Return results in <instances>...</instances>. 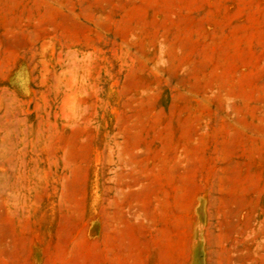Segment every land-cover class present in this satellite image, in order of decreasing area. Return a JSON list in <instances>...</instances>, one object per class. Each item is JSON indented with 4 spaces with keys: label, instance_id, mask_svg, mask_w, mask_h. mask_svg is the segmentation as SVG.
<instances>
[{
    "label": "rangeland",
    "instance_id": "374dc122",
    "mask_svg": "<svg viewBox=\"0 0 264 264\" xmlns=\"http://www.w3.org/2000/svg\"><path fill=\"white\" fill-rule=\"evenodd\" d=\"M0 264H264V0H0Z\"/></svg>",
    "mask_w": 264,
    "mask_h": 264
}]
</instances>
